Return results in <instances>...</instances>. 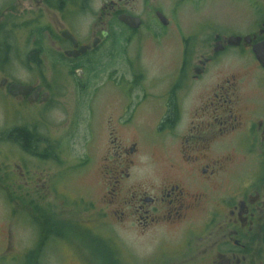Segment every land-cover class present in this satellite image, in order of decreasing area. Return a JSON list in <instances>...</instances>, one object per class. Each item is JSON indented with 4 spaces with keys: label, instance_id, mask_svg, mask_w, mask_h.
<instances>
[{
    "label": "flooded vegetation",
    "instance_id": "1",
    "mask_svg": "<svg viewBox=\"0 0 264 264\" xmlns=\"http://www.w3.org/2000/svg\"><path fill=\"white\" fill-rule=\"evenodd\" d=\"M143 30L179 42L171 65L153 75L116 48ZM116 57L126 62L122 80L99 82ZM19 68L42 74L21 80ZM13 84L31 88L14 95ZM62 85L82 93L93 86L91 134L96 140L101 123L107 154L96 168L86 154L69 169L80 176L98 170L105 216L159 239L164 258L177 264H264V0H0V103L27 111L0 126V138L19 152L0 166L1 195L12 206L20 185L33 191L34 107L47 105ZM110 85L115 91L99 98ZM42 140L52 147L50 137ZM146 146L144 164L157 170L155 149L169 154L170 164L161 177L152 171L135 182ZM32 216L26 221L34 224ZM12 227L0 241V264H51L49 219L26 243Z\"/></svg>",
    "mask_w": 264,
    "mask_h": 264
},
{
    "label": "rangeland",
    "instance_id": "2",
    "mask_svg": "<svg viewBox=\"0 0 264 264\" xmlns=\"http://www.w3.org/2000/svg\"><path fill=\"white\" fill-rule=\"evenodd\" d=\"M141 34L116 47L122 50V55L127 54L131 58V65L143 66L151 75L159 72L164 66L171 65L172 56L179 49V42L172 35L156 37L152 33L143 30ZM171 37V38H170ZM111 66L101 72L99 82L105 84L121 81L122 72L126 69V62L123 57L110 59ZM169 67V66H167ZM166 68V67H165ZM164 68V69H165ZM42 73L27 74L19 68L15 74L21 80L30 77L41 76ZM54 80H66L63 75H56L51 72L44 73ZM63 86V85H62ZM93 86L85 89V94L77 89L63 86L56 89L51 101L41 108L34 107L33 125L38 135L35 155L32 158L33 173L35 181L29 185V195L26 185H20L23 189L19 191L13 206L11 201L5 200L0 191V241L5 239L7 230L13 228L19 240L28 242L33 240L35 229L38 228L40 235L43 232L44 221L48 220L51 229L57 234L54 235V245H51V264H109L104 257L113 256L118 259L119 264H177V258H164L159 250V239L150 238L148 235H141L128 223L119 222L117 215L105 216L101 208L106 211L102 202V187L100 173L92 169L89 176L73 174L69 164L80 161L85 155L91 156L93 166L96 168L98 159L106 155L107 137L102 132L101 120L103 111H99L98 133L96 140L92 138V129L96 128L97 114L91 100ZM115 91V86L105 87L99 93V98H105L108 93ZM11 101V100H10ZM12 102V101H11ZM10 102V104H11ZM116 116L118 111H112ZM27 111L23 110L15 114L1 106L0 103V126L10 123L14 118H26ZM131 132H123V135H130ZM41 135V136H39ZM42 135L50 137V149L44 148ZM61 146V147H59ZM63 146L65 151H63ZM160 156L158 168L144 164L148 160V146L139 151L134 181L138 182L144 174L161 177L170 164V156L162 149H155ZM63 151V152H61ZM17 147L4 136L0 138V166H5L13 156L18 154ZM113 158V157H112ZM238 174L234 177L237 178ZM143 178V177H142ZM0 187L3 185L0 183ZM50 187V194L47 190ZM92 202H96L98 210L92 208ZM14 210L17 211L18 221L14 222ZM27 214L33 215V222L26 221ZM201 213L195 215L196 219L201 218ZM29 216V215H28ZM7 217V219H6ZM25 220V221H24ZM34 225V226H33ZM176 232L171 236L174 241L181 238ZM195 238V236H194ZM12 239V238H11ZM21 241V243H22ZM192 243L193 238H192ZM25 245V244H24ZM21 249L24 247L20 245ZM104 250V252L102 251ZM172 256L179 255L174 252ZM182 255V254H181Z\"/></svg>",
    "mask_w": 264,
    "mask_h": 264
},
{
    "label": "water",
    "instance_id": "3",
    "mask_svg": "<svg viewBox=\"0 0 264 264\" xmlns=\"http://www.w3.org/2000/svg\"><path fill=\"white\" fill-rule=\"evenodd\" d=\"M260 59L263 60L262 57H260ZM11 87L15 89V91H12L14 95H16L17 93H27L31 88V86L21 85V84H13L11 85Z\"/></svg>",
    "mask_w": 264,
    "mask_h": 264
},
{
    "label": "trees",
    "instance_id": "4",
    "mask_svg": "<svg viewBox=\"0 0 264 264\" xmlns=\"http://www.w3.org/2000/svg\"><path fill=\"white\" fill-rule=\"evenodd\" d=\"M36 139V138H35ZM22 140H27V137H23ZM37 140V139H36ZM35 144L37 146V142L35 141ZM51 225V224H50ZM54 235H57L53 230L51 231V236L54 237Z\"/></svg>",
    "mask_w": 264,
    "mask_h": 264
}]
</instances>
